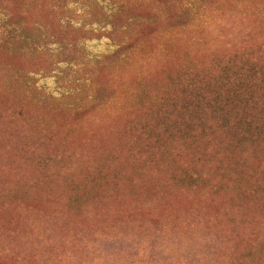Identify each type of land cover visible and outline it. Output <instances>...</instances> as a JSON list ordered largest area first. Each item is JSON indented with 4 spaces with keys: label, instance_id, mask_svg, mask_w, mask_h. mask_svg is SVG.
Here are the masks:
<instances>
[{
    "label": "rangeland",
    "instance_id": "obj_1",
    "mask_svg": "<svg viewBox=\"0 0 264 264\" xmlns=\"http://www.w3.org/2000/svg\"><path fill=\"white\" fill-rule=\"evenodd\" d=\"M0 264H264V0H0Z\"/></svg>",
    "mask_w": 264,
    "mask_h": 264
}]
</instances>
